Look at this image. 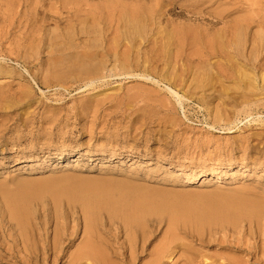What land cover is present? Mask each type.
<instances>
[{"label": "rangeland", "instance_id": "obj_1", "mask_svg": "<svg viewBox=\"0 0 264 264\" xmlns=\"http://www.w3.org/2000/svg\"><path fill=\"white\" fill-rule=\"evenodd\" d=\"M197 1L174 0L172 5H167L161 22L165 19L163 24L169 23L179 29L193 27L206 38L211 32L227 27L220 22L222 18L216 19L215 13H207L208 10L226 4L227 8L242 4L247 8L248 4L260 3L258 12L241 11L226 15L221 11V14L229 16L225 21L231 24L241 19L250 22L249 28L242 24L244 29L240 35L264 38V28L253 22L264 18V0H208V9L202 13L203 22L196 19L200 16L195 11L190 10ZM12 2L0 0V13L7 12ZM158 3L159 0L30 1L33 8L48 16L62 14L64 18L69 12H77L80 18L96 16L94 10L114 11L117 18L121 17L120 12L145 8L149 22L142 23L146 27L142 24L138 27L148 38L157 28L152 23L156 21L153 17L159 10ZM66 24L56 27L50 22L48 29L63 33L66 32ZM103 26L100 24L98 28ZM110 33H113L110 37H119L120 34ZM103 39L96 38L98 47L103 45ZM195 48L197 52L192 51L188 57L191 62L197 61L198 56L195 55L201 51L200 47ZM12 58L1 61L8 62L10 68H14L16 63L23 65L15 61L14 56ZM217 59L222 61L221 58H213L214 61ZM112 65L107 62V71L103 72L108 82L98 83V87L86 91L80 89L83 83H74L70 79L57 81L54 75L49 76L51 83H42L47 72L39 71V66L31 70L35 79L41 78L37 83L28 74L24 78L19 74L0 77V254L6 257L0 258V264H16L8 260H11V254L18 252L15 243L22 235L32 248L54 245L57 248L60 261H53V254L48 252L44 254V261L39 260L41 264H69L70 256L76 254L82 245L85 222L92 224L96 221V224L105 225L112 215L116 218L113 217L114 226L109 232L120 235V242H123L129 232L121 230L120 218L136 198L138 202L144 200L147 206L142 209L144 217L135 225H157L147 252L136 264L145 262L147 254L163 241L173 223L180 232V243L184 242L176 248L174 262L184 252L186 260L193 259V264H203L204 261L216 264L231 256L240 264H264V257L260 262L255 259L246 262L248 257L245 253L225 250L222 246L227 244L221 243V239L225 242L238 239L243 249L248 236L243 230L245 223L240 221H245L248 213L253 211L251 216L264 219L263 104L255 106L250 118L236 113L234 120L238 116L241 120L234 129L237 132H222L220 127H210L214 117L202 103L189 102L188 108L185 102L186 108L170 111L168 99L172 102L174 99L163 83L154 85L153 82L131 79L124 72L141 71H125ZM25 90L31 93L29 98L22 96L21 92ZM9 92L15 96L1 98L2 94ZM86 102L90 107L83 105ZM223 102L219 99L215 105ZM243 138H248L249 143L244 144ZM98 217H101L99 221ZM226 220L238 221L240 227L234 230L235 233L232 231L235 235H224L217 230L216 239L212 237L210 242L207 229L201 242L192 240L179 230L185 226L194 230L207 228L211 223ZM100 236L106 240L105 234ZM250 236L251 243L255 245L264 239L255 232ZM116 262L121 263L119 260Z\"/></svg>", "mask_w": 264, "mask_h": 264}, {"label": "bare ground", "instance_id": "obj_2", "mask_svg": "<svg viewBox=\"0 0 264 264\" xmlns=\"http://www.w3.org/2000/svg\"><path fill=\"white\" fill-rule=\"evenodd\" d=\"M12 1L8 11L0 13V56L6 59L9 58V60H12L14 56L15 61H20L23 65L19 66V64L15 62L16 66L10 68L7 66L8 62L7 64L2 63V58L0 57V77H14L19 74L24 78L25 74H28L32 77L31 79L37 83L41 78L39 79L37 77L36 80L34 76L31 75V70L39 66V71L47 72L46 78L41 80L42 83H51V77L49 76L54 75L57 81L67 82L70 79V81L74 83H83L80 89L86 91L98 87V83L105 84L108 82L105 81L106 76H103V72L104 70L107 71L106 63L110 62L113 64V68L119 67L125 71L131 69L132 71H141V73L133 72L131 74L124 72L126 76L128 75L130 78L132 77L133 79L145 82H153L154 85L156 83H163L166 87V91L174 99V102H172V99H168L171 108H167L170 111L173 110L176 112L178 109L180 110V108H186L189 102L191 104L194 101L202 103L204 105L203 108L206 111L209 110L211 113L210 116L214 117L213 125L210 124V127L212 129L220 127V129L223 130L222 132L227 133L237 132L234 131V129L237 128L238 122L241 123V120L239 116L237 117L238 119L236 118L234 120V117L237 115L236 113L240 116L244 115L246 118H250L253 116L252 112L254 108L261 104L264 106V38L259 39L257 36L240 35V31L242 32L244 29L243 25L245 24L247 25L246 28H249L250 22H248L247 19H241L231 24V22L225 21L229 16L221 14V11L227 13L226 15L241 11H249L251 13L258 12L260 11V3L248 4L247 8L244 7L242 3H240L242 6L238 5V7L232 5V7H230L229 5L227 8V4L224 3V5H226L223 7H218L213 10L210 9V11L208 10L207 13H215L216 19L219 20L222 18L220 22L226 24L227 27L225 30L219 29L218 31L216 30V32H211V35L204 38L197 30L195 31L193 27L184 26L185 28L179 29L177 26L174 28V26L169 23L163 24L165 19L163 22H161V19L166 15L167 11L165 9L167 5H172L174 0H167L168 3L165 0H159V10L155 11L156 16L153 17L156 21L152 23L155 25L154 27L157 26V28L153 30V35H150L151 38H148L138 27L144 22H149V17L147 16L145 8H133L132 11L130 10L131 12H120L121 17L117 18V14H115L114 11H106V13H104L97 10H94L93 13L96 14V16L98 15V18L89 15L80 18L77 12H69L66 14V18H64L62 14L52 17L39 11L38 8H33L32 4H30L31 0ZM209 3L208 0H198L197 4L191 7L190 10L195 11V14L200 16L196 19L203 22V19H201L203 16L202 13L205 9H208L207 6H209ZM150 12L151 10L149 14ZM42 13L43 16H41ZM50 22L56 27H60V25L67 23L65 28L66 32L59 33L49 31L48 25ZM210 22L212 24L214 23L213 21ZM253 22H257L259 26L264 28V18ZM216 23L218 24L219 21ZM79 24L82 27L78 28ZM100 24L104 26L99 29L98 26ZM144 26L145 25H143V27ZM113 31L116 33L120 32L118 35L119 37H110L113 34L110 32ZM106 32H108V36ZM97 37L104 38L103 45L100 47L96 44ZM143 42L146 51H143ZM195 47H200L201 51H199V54L195 55L198 56L197 61L191 62L188 60V57L193 54V52H197ZM244 47H246L245 50L243 49ZM217 57L221 58L222 61L219 59H217V61L213 60V58ZM6 59L2 60L5 61ZM113 76L114 75H112V77ZM110 78L111 77H109V79ZM137 86L138 85H136V88ZM76 91H78V89H76ZM9 93L2 94L1 98L15 96L14 93ZM153 93H156V91H153ZM161 93L162 92H160V94ZM21 94L23 97L29 98L31 93L25 90L22 91ZM219 99L224 102L222 105H219L220 102L218 105H215ZM163 102L165 105L166 102ZM185 102H187V106H185ZM83 105L87 108L90 107L89 102L83 103ZM166 106L167 105L164 107L166 108ZM188 108H190V105ZM160 118L161 117H159V119ZM242 142L244 144L249 143V139L243 138ZM246 167L245 170L248 172L249 169ZM146 206L144 200L138 202L136 198L132 204L129 205L130 208L125 211L123 217L120 218L122 220L121 230H126L127 233L129 232L123 242H120V235H114L109 232L114 226V215H112L113 217H109L105 225H101L99 222L96 224V221H93L92 224L85 222L82 245L76 254L70 256L71 262L69 264H119L116 262L118 260L121 261L120 264L140 263V260L143 258L141 255L147 252L150 239L157 232V225H151L149 227L145 225L138 227V225H135V223H139L140 219L144 217L142 209ZM236 209H238V207H236ZM252 213H254V211L248 213V217L245 221H240V223H245L244 229L241 228V231L243 232L244 230V233L248 236L245 243L246 245L243 249L238 239H231L233 241L227 242L221 239V243L223 244L224 242V245L227 244L226 246H222L225 250L234 253H245L248 257L246 262L253 259L260 262L264 257V239L262 242L255 245L254 242L251 243L250 235L255 232L258 237H264V219H259L256 215V217H253V215L251 216ZM100 219L101 217H98L97 221ZM95 225L99 230H96ZM238 227H240L238 221L226 220L211 223L207 228L198 227L194 230V228H186L185 226L180 227L179 230L189 235L192 240L195 239L201 242L204 240L205 230L207 229V237H209L208 242H210L212 241L211 239H216L215 235L217 230L224 232V235L229 233L230 236H233L235 235L233 234L235 233L234 230ZM101 229H103V231H101ZM213 230H215V233H213ZM100 234H105L106 240L102 239ZM162 239L163 241L147 254V261L145 260L142 264H169L174 262L173 257L175 256L176 248H179L180 245L184 243H180V232H178V228L174 223L172 227L166 231L165 237ZM15 248L18 252H16L15 255L11 254V258H9L11 260L8 261L15 262L16 264H41L39 260L44 261V254L48 252L53 254V261H60V257L58 256L59 253H57L55 245L54 247L45 246L43 248L37 246L36 248H32L24 235L18 236ZM181 251L182 250H180V252ZM183 254L184 252L180 253L178 259L174 262L175 264L194 263L193 259L188 258V260H186L187 256ZM0 258L4 259L6 257L0 254ZM230 258H225L223 262L219 260L220 262L216 264H240L238 261H235L236 259L234 260L232 256ZM204 262L203 264L207 263L206 261Z\"/></svg>", "mask_w": 264, "mask_h": 264}]
</instances>
